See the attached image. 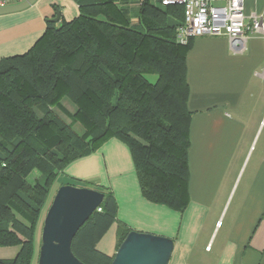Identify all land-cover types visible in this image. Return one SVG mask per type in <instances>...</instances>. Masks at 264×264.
Returning <instances> with one entry per match:
<instances>
[{
    "label": "trees",
    "instance_id": "trees-1",
    "mask_svg": "<svg viewBox=\"0 0 264 264\" xmlns=\"http://www.w3.org/2000/svg\"><path fill=\"white\" fill-rule=\"evenodd\" d=\"M74 1L76 17L48 20L27 51L0 59V246L19 247L0 264H33L38 223L58 176L112 138L129 147L147 200L179 212L189 203L186 59L194 38L177 41L184 6L139 0L134 24L128 0ZM63 97L77 107L71 123L55 109ZM98 189L101 210L78 230L72 249L86 264H111L99 242L117 223L118 249L132 229L117 219L114 192Z\"/></svg>",
    "mask_w": 264,
    "mask_h": 264
},
{
    "label": "crops",
    "instance_id": "crops-1",
    "mask_svg": "<svg viewBox=\"0 0 264 264\" xmlns=\"http://www.w3.org/2000/svg\"><path fill=\"white\" fill-rule=\"evenodd\" d=\"M128 1L137 24L139 0ZM244 6L264 21V0H244ZM57 11L60 23L76 17L79 7L74 0H37L0 15V59L27 51ZM186 60L192 116L183 212L142 195L131 151L115 138L69 164L61 182L74 178L112 188L119 221L174 239L168 264H264V36L251 35L242 52L225 36H197ZM9 248L17 255L19 247ZM98 248L115 254L117 223Z\"/></svg>",
    "mask_w": 264,
    "mask_h": 264
},
{
    "label": "water",
    "instance_id": "water-1",
    "mask_svg": "<svg viewBox=\"0 0 264 264\" xmlns=\"http://www.w3.org/2000/svg\"><path fill=\"white\" fill-rule=\"evenodd\" d=\"M37 0L0 7V15L22 11ZM57 22L60 12L49 19ZM104 192L74 184L58 187L46 212L37 264H86L72 249L78 230L104 199ZM174 239L149 232L131 230L113 255L111 264H168Z\"/></svg>",
    "mask_w": 264,
    "mask_h": 264
},
{
    "label": "built area",
    "instance_id": "built-area-1",
    "mask_svg": "<svg viewBox=\"0 0 264 264\" xmlns=\"http://www.w3.org/2000/svg\"><path fill=\"white\" fill-rule=\"evenodd\" d=\"M26 0H0V7ZM163 6H184L185 20L177 30V41L187 44L203 35L225 36L242 52L253 34L264 36L263 16L245 12L244 0H160ZM101 210V208H98Z\"/></svg>",
    "mask_w": 264,
    "mask_h": 264
},
{
    "label": "rangeland",
    "instance_id": "rangeland-1",
    "mask_svg": "<svg viewBox=\"0 0 264 264\" xmlns=\"http://www.w3.org/2000/svg\"><path fill=\"white\" fill-rule=\"evenodd\" d=\"M149 77H150L151 81L155 80V76L150 75ZM55 109L61 115V117H63L64 120H66L68 123H71L73 120V116L76 113L77 107L68 98L63 97L61 100V104L59 106H56ZM74 127L81 134L85 131V127L79 122L74 123ZM39 175H40V173L35 171L31 174V176L29 177V180L31 182H34L36 177H38ZM88 181H91V180H73L72 182H74L75 185H77V186H86V187H90V188H94V189L105 188L104 186L98 187L97 185H95V186L89 185ZM60 182H61V175L58 176L57 181L54 183V186L51 190V194L49 197V202L52 201V199H53V197H54V195L58 189V185L60 184ZM91 182H94V181H91ZM110 189L113 191L112 188H110ZM43 221H44V219H43ZM42 227H43V224L38 226L37 231H36V238H35L36 253H35V258H34L33 264H37V260H38V253H39V248L41 245ZM15 255H16V253H15V250L13 248L11 249L9 247L0 246V257L1 258H3V257L14 258Z\"/></svg>",
    "mask_w": 264,
    "mask_h": 264
}]
</instances>
